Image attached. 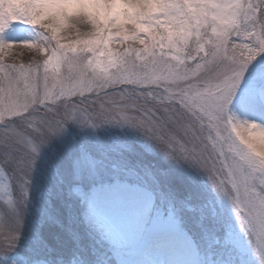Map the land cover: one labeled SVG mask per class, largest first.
<instances>
[{
  "label": "snow or ice",
  "instance_id": "6c2138e0",
  "mask_svg": "<svg viewBox=\"0 0 264 264\" xmlns=\"http://www.w3.org/2000/svg\"><path fill=\"white\" fill-rule=\"evenodd\" d=\"M0 264H264V0H0Z\"/></svg>",
  "mask_w": 264,
  "mask_h": 264
},
{
  "label": "rangeland",
  "instance_id": "374dc122",
  "mask_svg": "<svg viewBox=\"0 0 264 264\" xmlns=\"http://www.w3.org/2000/svg\"><path fill=\"white\" fill-rule=\"evenodd\" d=\"M139 46V45H137ZM42 55V54H41ZM35 56L36 59H40V56H37L34 52L29 51L27 48L15 47L5 56L6 63H24L27 65L31 62L32 58ZM126 259L130 260H140V259H168L164 254H158L155 257H144L139 250L133 251L128 254Z\"/></svg>",
  "mask_w": 264,
  "mask_h": 264
}]
</instances>
